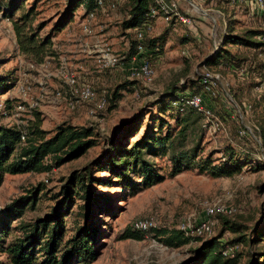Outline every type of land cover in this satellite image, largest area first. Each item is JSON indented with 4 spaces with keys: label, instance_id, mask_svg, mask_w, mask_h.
Here are the masks:
<instances>
[{
    "label": "rangeland",
    "instance_id": "374dc122",
    "mask_svg": "<svg viewBox=\"0 0 264 264\" xmlns=\"http://www.w3.org/2000/svg\"><path fill=\"white\" fill-rule=\"evenodd\" d=\"M66 1L25 0L23 7L17 13L34 2V11L29 17L31 18L29 27L30 30H35L37 24L42 22V27L37 29L38 37L41 38L48 33L64 10ZM178 1L183 9L185 1ZM123 4L124 1L119 0L116 1L115 6L108 3L104 9L96 8L91 34L85 33L81 28L84 13L83 7L79 5L74 11L72 20L51 37L52 44L41 60L37 59V55L23 53L19 49L12 21L3 16L0 10V73L7 75L11 82V86L0 93V123L28 125L39 116L40 126L49 133L59 123L68 122L93 126L98 140V143L84 154L54 166L49 171L4 175L0 184L1 208L33 186L44 183V190L39 196L36 207L26 208L21 221H32L36 216H43L45 211L49 210V205L55 201L52 195L59 191L65 177L72 170L82 167L101 153L106 143L105 138L116 123L129 119L139 112L143 113V124L147 123V111L157 112L155 103L161 97L165 98L168 86L174 81L181 84L186 80L189 83L205 70L216 75L214 78L208 77V80L211 81V86L216 92L217 89L222 92L221 96L219 94V102L222 106L225 107L223 103L229 100L227 104L230 107L225 111L227 119L219 124L220 128H216L215 125L216 129L210 127L204 134L206 152L212 149L214 157L221 156L223 148L234 142L231 137L238 122L245 124L249 130L256 127L264 128V78L251 77L253 74L251 76L248 74L246 77L247 73L244 69H239L237 72L221 69L222 74L219 69L204 66V60L215 52L221 42L218 38L222 36L219 30L216 34L217 42L214 44L211 40L212 28L209 24L198 23V34L177 21L167 32L160 55L145 53L153 69L150 77H130L120 67H99L95 60L96 39L101 38L112 51L120 55H126L129 50V33L121 27L125 15ZM232 13L241 23L235 29L236 32L256 27V18L246 11L230 9L227 15ZM165 27H167L166 23L158 19L151 36L159 35ZM186 34L190 39L182 41L180 37ZM227 47L238 55L248 51V48L241 45ZM62 62L77 74L80 81H89L98 94L111 93L116 86L125 83L127 85L121 88V96L113 107L110 106V102H106L102 109H93L94 103L90 101L80 102L74 108H69L64 99L58 102L49 100L56 88L67 89L59 73V65ZM22 85L29 86L26 95L21 94ZM228 88L235 92L234 96L230 94ZM20 102L24 103L22 108L17 106ZM30 103L35 104L31 107ZM214 103L217 108L218 102ZM140 129L142 131L143 126ZM256 135L254 134L255 141L252 142L253 156L264 157L263 144ZM239 156L243 157V154ZM249 157L252 158V155L249 154ZM158 164L162 166V171L167 173L165 161L158 160ZM250 165L244 163L240 171L230 176L216 177L196 169H186L174 175H166L163 180L124 196L119 193L122 191L119 186L95 185L97 191H104L116 198L119 209L113 216L104 214L102 217H97L101 228V234L96 242L97 255L88 264H186L194 256L193 248L216 235L222 228L223 222L219 216L212 217L214 222L211 234L205 232L201 238L190 239L180 246L166 245L152 233L142 238L121 237V234L133 218L147 214L154 215L161 227L177 228L180 220L187 216H191L194 220L196 216H203L205 204L218 198L236 207L235 213L232 212L226 217L246 224L248 238L253 237V225L260 218L264 208V187H262L264 166L257 169ZM95 174L100 175L102 172L97 171ZM80 202L79 199H75L72 206L74 211ZM76 216L72 214L65 219V238L73 233V219ZM19 221L20 219L11 222L10 225L13 226L8 230L7 240L21 232L18 227ZM230 236L232 234L227 229L222 234V240ZM238 249L240 255L235 264H248L254 252L264 250V239L255 242L247 239ZM0 262L10 264L7 254L3 251H0Z\"/></svg>",
    "mask_w": 264,
    "mask_h": 264
},
{
    "label": "trees",
    "instance_id": "16d2710c",
    "mask_svg": "<svg viewBox=\"0 0 264 264\" xmlns=\"http://www.w3.org/2000/svg\"><path fill=\"white\" fill-rule=\"evenodd\" d=\"M24 1L0 0V10L3 16L12 21L19 49L23 53L37 55L38 60L43 59L52 44L51 37L72 20L79 5L84 11L101 9L92 0H67L66 7L51 29L39 38L37 29L42 27V22L37 24L35 30H30L29 27L34 2L17 13ZM123 1L125 15L121 27L129 33L128 55L136 50L135 28L146 19L154 0ZM222 7L228 12V7ZM232 14L229 15V24L218 48L203 64L219 69V72L221 69L234 72L244 69L246 77L253 74L251 77L264 78V56L261 53L264 41L258 37L264 29L256 19V27L236 32L235 29L241 23L236 17H231ZM176 22L172 20L166 23L167 27L157 36H151L150 33L146 41L148 52L160 55L166 34ZM180 38L182 41L190 39L187 34ZM228 45H241L248 48V51L238 55L231 52ZM126 85L127 83L116 86L111 93L106 92L107 103L110 102L111 107L115 106L121 96V88ZM10 86L7 75L0 73V93ZM168 88L165 98L161 97L155 103L157 112L147 111V123L143 124L144 116L139 112L113 126L105 138L106 143L101 153L65 177L59 191L52 195L54 203L49 205V210L43 216H36L28 222L21 221L26 208L36 207L44 190L43 182L0 208V251L7 254L10 264H88L94 260L97 255L96 242L101 234L97 217L104 214L113 216L119 209L117 199L104 191H97L95 185L119 186L122 189L119 193L124 196L149 187L163 180L166 175H174L186 169H196L216 177L230 176L240 171L244 163L257 169L264 166V157L253 156L252 153L254 134H258L256 136L261 139L264 149L263 127H251L249 130L245 124L238 122L231 137L234 142L223 148L221 156L214 157L212 149L206 152L205 131L213 127L214 123L216 128H220L219 124L227 119L225 111L230 107L227 104L229 100L223 103L225 107L219 102V94L221 96L222 92L219 89L216 92L210 80L204 81L201 74L189 83L186 80L181 84L174 81ZM229 90L234 96L235 92L231 88ZM195 93L201 94L204 105L210 110L209 117L201 109L187 103V98ZM215 101L218 102L217 108L214 106ZM142 126L144 129L141 131ZM95 135L93 126L68 122L59 123L49 133L40 126V118L37 116L27 125V136L21 143L20 130L16 125L0 123V184L6 173L49 171L54 166L79 157L98 143ZM237 152L243 154V157ZM158 160L165 161L167 173L162 171ZM97 171L102 174L96 175ZM75 199L81 201L77 204L76 211L72 207ZM72 214L77 215L73 219V233L65 238V219ZM230 215L231 213L216 214L223 222L222 228L216 235L194 247V256L186 264H235L240 255L239 249L233 255H225L223 249L226 245L242 244L247 239L250 242L264 239V208L253 225V237L249 238L246 233L248 226L226 217ZM18 219L21 232L7 240L8 230L13 226L10 225L11 222ZM227 229L232 236L222 240V234ZM152 231L155 238L170 246H180L190 239L202 237L186 236L179 228L159 226ZM121 237L142 238L143 233L129 225ZM263 257L264 250H257L248 264H264Z\"/></svg>",
    "mask_w": 264,
    "mask_h": 264
},
{
    "label": "built area",
    "instance_id": "2783aa9c",
    "mask_svg": "<svg viewBox=\"0 0 264 264\" xmlns=\"http://www.w3.org/2000/svg\"><path fill=\"white\" fill-rule=\"evenodd\" d=\"M96 7L104 9L109 3L111 6H115L116 1L119 0H92ZM185 1V7H180L178 0H154V3L150 5L147 12L146 19L135 28L136 50L128 55H120L110 49V47L102 41L101 38L96 39L95 45L97 51L95 54V60L99 67H120L127 72L130 77H150L153 73V69L145 56L148 52L146 46L147 37L152 33L156 21L161 19L165 23L170 21H180L187 26V28L198 32V23L209 24L212 28L211 40L214 44L217 42L216 34L219 31L221 35L224 34L229 24V14L222 7H228V10L241 9L249 13L252 17L258 19L261 27L264 29V0H183ZM81 28L85 33H92V20L95 18L94 10L84 11ZM231 17H234V13ZM196 34V35H198ZM218 36V35H217ZM222 37V36H221ZM221 37L218 40H221ZM264 41V31L258 36ZM264 56V48L261 51ZM205 66V64H204ZM207 68V67H206ZM59 73L67 89L62 90L56 88L49 100L58 102L61 99L65 100V103L69 108H74L80 102H93V109H102L105 107L107 99L106 93L98 94L89 81H80L77 74L71 71L65 63H60ZM204 81H207L208 77H216L209 70H205L202 73ZM29 90V86L22 85L20 88L21 94L26 95ZM187 103L197 107L204 111L207 117L210 116V110L204 105V100L201 94L195 93L187 98ZM35 103H30L31 107ZM17 106L22 108L24 103H18ZM92 110V109H91ZM215 123L213 127H215ZM20 130V141H25L27 136V124L16 125ZM1 208V207H0ZM236 210V207L224 203L219 198L206 203L204 206L203 216L195 217V220L191 216H187L180 220L177 228L183 231L186 236H197L206 233L211 234L213 231L214 215L222 213H232ZM156 217L152 214L137 216L132 219L130 226L132 229L138 230L143 233V237L153 233L152 229L159 227ZM240 244H229L223 249V254L233 255L234 251L238 249Z\"/></svg>",
    "mask_w": 264,
    "mask_h": 264
},
{
    "label": "crops",
    "instance_id": "0c3cea01",
    "mask_svg": "<svg viewBox=\"0 0 264 264\" xmlns=\"http://www.w3.org/2000/svg\"><path fill=\"white\" fill-rule=\"evenodd\" d=\"M158 22V21H157Z\"/></svg>",
    "mask_w": 264,
    "mask_h": 264
}]
</instances>
